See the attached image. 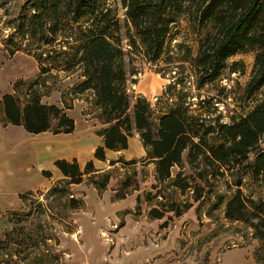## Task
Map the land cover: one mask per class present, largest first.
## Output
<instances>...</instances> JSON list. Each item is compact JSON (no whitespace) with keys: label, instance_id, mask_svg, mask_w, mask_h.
I'll use <instances>...</instances> for the list:
<instances>
[{"label":"trees","instance_id":"1","mask_svg":"<svg viewBox=\"0 0 264 264\" xmlns=\"http://www.w3.org/2000/svg\"><path fill=\"white\" fill-rule=\"evenodd\" d=\"M121 3L124 20L108 0H23L12 25L14 32L7 40L8 49L11 54L18 50L33 53L40 76L32 81L17 80L14 93L1 97V121L5 126H23L33 134L72 133L75 120L66 112L71 106L67 102L64 107L44 103L42 97L52 90L48 77L53 70L63 67L72 73L81 70V80L73 87L71 100L92 93L94 117L108 125L98 131L103 145L96 148L94 158L105 161L107 150L127 149L129 138L139 133L146 158L155 164L156 180L160 182L170 180L182 191L191 187L182 173L172 177V168L181 164L187 150L195 157L202 155L219 174L230 171L231 184L237 188L226 203L225 218L252 230V238L259 242L253 257L264 264V200L245 194L242 186L246 182L240 176L243 172L252 182H264L261 147L264 93L258 97L264 87V0H121ZM183 15L189 16L195 32L201 34L205 30L199 39L198 53L192 59L198 88L219 79L228 68L235 72L239 63L230 64L231 57L255 53L245 88L247 98L253 97L255 102L230 122L217 119L216 123L208 124L202 111L196 113L187 106L155 117L154 107L145 97H134L129 92L130 76L136 73L130 57L132 51H139L150 63L159 60L173 38V26ZM123 40H128L133 50L126 51ZM214 135L219 138L217 143L210 141ZM55 165L68 183H79L84 172L96 171L92 159L86 163L84 172L75 159H57ZM222 168L225 169L220 171ZM43 174L52 176L49 170ZM108 181L106 175L98 187L105 188ZM32 192L19 197L26 202ZM56 192L64 196L68 191L58 184L51 188L50 194ZM219 199L221 204L225 197L220 195ZM68 202L71 208L80 207L76 199ZM189 207L187 204L184 208ZM170 210L177 215L183 213L174 203ZM150 215L162 218L164 210L153 208ZM20 235L3 233L0 264L16 262L14 255L24 258L27 264H48L43 255H33V245H39L35 234H30L27 240ZM24 247L28 254L22 257Z\"/></svg>","mask_w":264,"mask_h":264},{"label":"rangeland","instance_id":"2","mask_svg":"<svg viewBox=\"0 0 264 264\" xmlns=\"http://www.w3.org/2000/svg\"><path fill=\"white\" fill-rule=\"evenodd\" d=\"M22 3L23 0H0V99L5 93H14L17 80L32 81L40 76L33 53L18 50L11 54L8 49L7 40L14 32L12 25ZM108 3L124 20L121 0ZM204 32H195L189 16L183 15L173 26L174 35L166 53L154 63L123 40L126 51L133 50L130 57L136 72L130 76L129 92L134 97H145L154 107L155 117L187 106L196 113L202 111L208 124H214L217 119L230 122L253 106L255 98H247L245 88L252 74L254 52L231 57L230 64L239 63L235 72L228 68L219 79L198 88L192 59L198 53ZM63 69L51 72L48 80L52 90L42 101L60 107L67 102L71 108L66 112L74 118L75 129L77 126L79 133L98 135L108 125L94 117L93 94L71 100L72 89L81 80V70L72 73ZM261 93L264 87L258 97ZM210 141L217 143L219 138L214 135ZM138 146L136 154L141 149ZM261 147L264 148V135ZM75 160L84 172L87 162ZM92 160L96 171L84 172L81 182L68 183L62 177L53 180L50 187L34 190L26 202L20 198V203L11 209H0V239L4 232L11 236L21 233L26 240L35 234L39 245H33V255H43L48 264H259L253 257L259 242L252 238V230L225 218L226 203L237 188L231 184L230 171L219 174L202 155L195 157L187 150L181 164L172 168L173 178L180 172L191 185L182 191L170 180H156V166L146 154L134 158L125 154L113 165V160L106 159L103 166H98L94 157ZM133 160L136 162L132 163ZM242 173L240 176L246 182L243 192L264 200V182H252ZM106 175L109 181L101 189L98 185ZM58 184L67 189L64 196L59 192L50 194ZM198 195L201 197L195 200ZM220 195L225 197L221 204ZM72 198L79 201L80 207L71 208L68 201ZM172 203L183 210L181 215L170 210ZM187 204L190 207L185 209ZM153 208L163 209L164 216L152 218ZM22 249L23 257L28 250ZM13 259L16 262L10 264L28 263L18 255Z\"/></svg>","mask_w":264,"mask_h":264},{"label":"crops","instance_id":"3","mask_svg":"<svg viewBox=\"0 0 264 264\" xmlns=\"http://www.w3.org/2000/svg\"><path fill=\"white\" fill-rule=\"evenodd\" d=\"M139 137H130L127 149L107 150V161H116L125 154L129 158L146 154ZM138 144L141 149L136 154L134 150L139 149ZM100 145H103L102 136L79 133L77 126L69 134L49 135V131L33 134L23 126H5L0 119V209H11L20 203V194L50 187L53 180L64 177L55 165L57 159H78L80 163H86L94 157ZM94 160L98 166H103L105 162L96 158ZM44 170L51 171L52 176H44Z\"/></svg>","mask_w":264,"mask_h":264},{"label":"built area","instance_id":"4","mask_svg":"<svg viewBox=\"0 0 264 264\" xmlns=\"http://www.w3.org/2000/svg\"><path fill=\"white\" fill-rule=\"evenodd\" d=\"M155 101H157V97L155 98Z\"/></svg>","mask_w":264,"mask_h":264}]
</instances>
